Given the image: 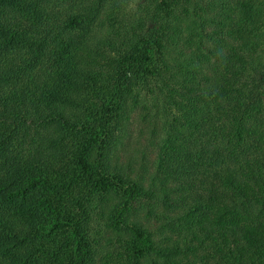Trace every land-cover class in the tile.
<instances>
[{
    "label": "trees",
    "instance_id": "16d2710c",
    "mask_svg": "<svg viewBox=\"0 0 264 264\" xmlns=\"http://www.w3.org/2000/svg\"><path fill=\"white\" fill-rule=\"evenodd\" d=\"M181 24L208 76L169 48ZM145 102L170 227L216 263L264 264V0H0V264H94L100 223L117 264H177L129 219L143 189L113 160Z\"/></svg>",
    "mask_w": 264,
    "mask_h": 264
},
{
    "label": "rangeland",
    "instance_id": "374dc122",
    "mask_svg": "<svg viewBox=\"0 0 264 264\" xmlns=\"http://www.w3.org/2000/svg\"><path fill=\"white\" fill-rule=\"evenodd\" d=\"M171 36L169 41L173 39L174 45L169 48L192 60L201 75L208 76L213 64L208 52L209 42L205 38L196 37L184 24L178 25ZM160 109L158 102H145L131 108L122 138L114 151V162L125 168L128 177L143 189L142 194L131 200L128 217L145 227L155 244L170 246L175 241L178 249L173 252V256L177 264H219L213 260L209 246L197 244L189 233L183 235L177 232L178 225L175 229L170 227L175 220L162 203L160 189L173 187V183L168 177L158 176L155 172L158 147L165 136L162 117L158 112ZM100 227L94 264H117L115 255L119 245L116 237L119 232L102 226V223ZM139 264L170 263L153 251L141 259Z\"/></svg>",
    "mask_w": 264,
    "mask_h": 264
}]
</instances>
